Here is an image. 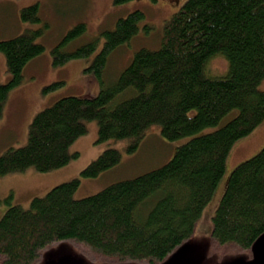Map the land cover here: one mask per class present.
Masks as SVG:
<instances>
[{"label": "trees", "instance_id": "1", "mask_svg": "<svg viewBox=\"0 0 264 264\" xmlns=\"http://www.w3.org/2000/svg\"><path fill=\"white\" fill-rule=\"evenodd\" d=\"M21 18L38 21V4L23 7ZM143 19L144 12L133 9L102 30V46L86 67L99 91L62 95L37 111L26 142L0 154V176L65 165L89 120L96 121L99 140H127L129 151L152 126L167 140L184 141L161 165L89 195L74 196L78 176L33 196L26 207L9 204L0 217V264H38L43 250L59 241L100 264L161 263L198 231L232 145L264 120V90L258 87L264 78V0H185L165 20L159 46L137 49L105 83L109 55L136 36ZM84 29L78 22L51 48L53 64L94 50L93 41L65 48ZM41 32L28 28L0 39L11 76L0 84V114L24 66L43 52L35 41ZM216 57L224 60L223 71L211 68ZM120 158L119 148L107 146L80 175L96 177ZM208 231L209 250L225 255L246 251L264 232V143L232 168Z\"/></svg>", "mask_w": 264, "mask_h": 264}, {"label": "rangeland", "instance_id": "2", "mask_svg": "<svg viewBox=\"0 0 264 264\" xmlns=\"http://www.w3.org/2000/svg\"><path fill=\"white\" fill-rule=\"evenodd\" d=\"M184 1L124 0L115 3L114 0H0V39L22 33L28 28H40L42 32L35 37V41L44 45L43 52L24 66L20 82L9 90L3 103L0 114V154L9 146L23 145L27 140L28 126L34 114L58 97L68 94L91 97L99 91V80L94 73L87 71L86 67L102 46V30L112 28L118 17L133 9L144 12V19L140 22L136 36L117 47L108 57L102 79L105 83H111L129 63L137 49H154L159 46L165 20ZM33 3L38 4L39 20L22 19L23 7ZM78 22L85 23V29L68 40L65 48L72 50L78 45L93 41L94 50L87 56L53 64L51 48ZM210 66L213 70L223 71L226 64L223 59L216 57ZM10 77L5 56L0 51V84L6 83ZM56 80L63 83L56 88L43 89ZM258 87L264 90V78ZM85 125L86 132L70 145L69 150L74 155L65 165L49 171H38L30 167L24 171L0 176V217L9 204L20 203L26 207L33 196L42 195L52 186L73 177H80L75 197L94 193L115 180L133 177L167 161L175 147L184 141L167 140L161 136L157 126H152L138 146L129 151L126 148L129 143L127 140H99L95 120L85 121ZM210 129L212 127L207 130ZM263 143L264 120L247 135L235 141L226 157L224 173L199 218L198 231L170 254V264H243V260L237 255H225L215 249L209 250L208 230L211 216L232 168L256 153ZM110 145L121 151L118 164L96 177L81 176L80 170ZM256 249L264 256L262 245L257 244ZM63 257L72 258L64 261V264H92L85 260L84 254L66 241L56 242L44 249L38 264H51Z\"/></svg>", "mask_w": 264, "mask_h": 264}, {"label": "flooded vegetation", "instance_id": "3", "mask_svg": "<svg viewBox=\"0 0 264 264\" xmlns=\"http://www.w3.org/2000/svg\"><path fill=\"white\" fill-rule=\"evenodd\" d=\"M257 244H260L264 247V232L256 238V240L249 249H247L243 253L237 254V257L243 260V264H264V256L256 249ZM71 259L72 258L63 257L51 264H64V261H68ZM85 260L92 264H100L89 260L86 256ZM158 264H170L169 256L164 261Z\"/></svg>", "mask_w": 264, "mask_h": 264}]
</instances>
